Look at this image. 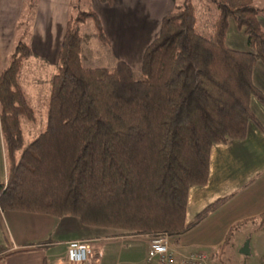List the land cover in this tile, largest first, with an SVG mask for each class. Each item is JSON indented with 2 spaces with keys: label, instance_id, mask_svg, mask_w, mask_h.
Segmentation results:
<instances>
[{
  "label": "trees",
  "instance_id": "16d2710c",
  "mask_svg": "<svg viewBox=\"0 0 264 264\" xmlns=\"http://www.w3.org/2000/svg\"><path fill=\"white\" fill-rule=\"evenodd\" d=\"M77 1L37 134L22 130L35 118L20 77L29 45L18 41L0 71V210L73 216L113 236L180 235L229 197L185 219L188 190L207 182L211 147L244 139L248 122L259 127L249 100L264 106L251 81L255 62L264 65L260 10L255 0H176L135 68L114 58L97 14ZM229 21L246 50L226 45ZM90 42L105 65L86 56Z\"/></svg>",
  "mask_w": 264,
  "mask_h": 264
},
{
  "label": "crops",
  "instance_id": "0c3cea01",
  "mask_svg": "<svg viewBox=\"0 0 264 264\" xmlns=\"http://www.w3.org/2000/svg\"><path fill=\"white\" fill-rule=\"evenodd\" d=\"M23 1L0 0V71L6 65L12 50L14 26L22 12ZM175 1L108 0L102 3L91 0L90 5L98 15L112 55L136 68L144 47L158 32L160 19L173 9ZM255 1L264 3V0ZM69 2L70 0L36 2V15L29 36V48L33 56L26 58L21 68V72L26 67L35 68V72L32 76L31 72L24 75L20 72L21 81L26 87H23L24 93L30 104L37 98V95H32L31 88L45 85L47 80L44 76H36V71L43 67L52 71V64L56 61L68 19ZM114 9L120 10V13L113 11ZM109 15H114V20H120V24L126 20L124 31L113 27L112 23L109 25ZM257 20L264 29V10L257 16ZM225 43L231 49H247L243 31L233 21L228 23ZM38 58L44 63L39 61L38 64L35 61ZM251 81L264 95V65L260 61L253 66ZM249 108L259 127L248 122L244 139L213 145L207 182L188 190L186 220H190L215 199L227 195L229 197L195 227L177 236L182 240L178 242L181 252L186 248L208 246L214 247L210 256L216 255L217 247L225 243L231 226L259 219L264 221V106L252 97ZM5 175V147L0 130V182L5 180ZM107 230L82 224L73 216L56 217L42 213L0 210V264H69L65 259V250L68 242L76 240H86L89 243L95 256L94 264H157L156 257L147 261V236L140 235L139 242L144 249L139 256L127 243L136 236H113ZM177 264L181 263L178 261Z\"/></svg>",
  "mask_w": 264,
  "mask_h": 264
},
{
  "label": "rangeland",
  "instance_id": "374dc122",
  "mask_svg": "<svg viewBox=\"0 0 264 264\" xmlns=\"http://www.w3.org/2000/svg\"><path fill=\"white\" fill-rule=\"evenodd\" d=\"M86 1L90 5L91 0H86ZM36 2H37V0H24L23 1L22 12L19 15L18 19L16 20V23L14 26V35H13L14 36L13 37L14 43L12 45L11 52L14 50L16 43L20 40L25 42L27 45H29V36L31 34L30 30H31V26H32V23L34 22V18L36 15ZM77 2H78L77 0H70L69 6H68V18H74V16L76 15L77 7L75 4ZM253 5L255 7H257L260 10V12L262 10H264V3H258L256 1H254ZM84 8L85 9L88 8L87 4H85ZM92 10H94V9L92 8ZM113 11L120 13L119 12L120 10L114 9ZM260 12L258 13V15L260 14ZM112 18H113V20L111 21ZM205 19H204V17L202 18V20H205ZM108 22H109L110 26L112 23L113 27L122 28L124 31L123 25H125V23H126L125 19L122 22V24H120V20H118V21L114 20V15H113V17L109 15V21ZM141 24L142 23H139V25H141ZM102 30H103V28H102ZM119 33L122 34L120 30H119ZM104 34H105V32H104ZM105 36H106V34H105ZM90 43H91V46L88 49L84 48V51L86 52V56L88 58H91L92 63H94L96 65H101V64L105 65V63L101 59H98L96 56H94V50L91 49V47L94 46V43L93 42H90ZM110 49H111V46H110ZM114 58H116V57H114ZM38 59H35V61L38 64H39V61L44 63V61L42 59H40V58H38ZM6 63H7V60H6ZM29 72H31V76H32L35 72V68L33 69L30 67H26L21 72V74L23 73V75H24V74L29 73ZM51 73H52V71L50 70V68L43 67L41 70L36 71L35 75L36 76H44V77L48 78V76H50ZM25 77H30V76H25ZM30 82H32V81H30ZM21 85L23 86L22 81H21ZM23 87H25V86H23ZM34 89H35V91H34ZM34 89L31 88V93L33 96L37 95V98L34 101V103L31 104V107L35 111V118H34V121H31V122H27V121L22 120V130L24 132L25 138H28V136H30V134H29L30 132L35 131L34 134H37L42 129L40 123L44 120V117L41 116V114L44 110L43 106L45 105V101L47 99V84L39 85V86L35 85ZM43 115H45L44 112H43ZM1 178H3V176ZM195 226H193V227H195ZM189 230H187V231H189ZM107 231L114 233V231H112V230H107ZM184 233H182V234H184ZM182 234H180V235H182ZM159 235H162V234H159ZM163 235H165V234H163ZM180 235L168 237L169 250H171L175 253V263L174 264H177L178 261L181 263V256L188 255L190 253H196V252H203L206 255V259L204 260V263H202V264H264V221L262 219H259L258 221H253V222L248 221L244 224L240 223V224H237L235 226H231L229 234L226 237L225 243L217 247L218 250L216 252V255H213V256H210V254L212 252H214V247L210 248L208 246H203V247H198V248H194V247L193 248H186L183 250V252L179 251L178 246H181V245L178 244V242H182V240H181V238L178 239L177 236H180ZM123 236H125V235H123ZM153 236H156V235H151L149 237H153ZM136 238H138V240ZM136 238L134 240H131L130 242H127V241L126 242L129 244L128 246L133 247L135 249V251L137 252V255L140 256L143 249H144L143 248L144 246H143V244H141L139 242L141 240L140 236H136ZM77 241H86V240H77ZM245 241L248 242V249H249L248 255H243V254H240L238 252L239 247ZM176 248L178 251L176 250ZM178 252H180V253H178Z\"/></svg>",
  "mask_w": 264,
  "mask_h": 264
},
{
  "label": "built area",
  "instance_id": "2783aa9c",
  "mask_svg": "<svg viewBox=\"0 0 264 264\" xmlns=\"http://www.w3.org/2000/svg\"><path fill=\"white\" fill-rule=\"evenodd\" d=\"M147 245L149 253L147 261L156 257L157 264L175 263V253L168 247V236L162 234L147 237ZM65 259L69 264H94L95 256L87 241L76 240L68 242ZM205 259L206 255L203 252H196L181 256V263L202 264Z\"/></svg>",
  "mask_w": 264,
  "mask_h": 264
},
{
  "label": "water",
  "instance_id": "95a60500",
  "mask_svg": "<svg viewBox=\"0 0 264 264\" xmlns=\"http://www.w3.org/2000/svg\"><path fill=\"white\" fill-rule=\"evenodd\" d=\"M238 252L243 255H248L249 254V249H248V242L245 241L238 249Z\"/></svg>",
  "mask_w": 264,
  "mask_h": 264
}]
</instances>
